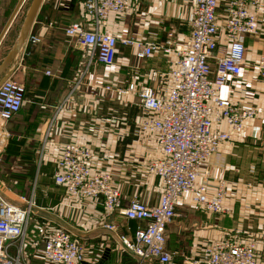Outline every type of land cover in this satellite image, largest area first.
<instances>
[{"label": "crops", "instance_id": "crops-1", "mask_svg": "<svg viewBox=\"0 0 264 264\" xmlns=\"http://www.w3.org/2000/svg\"><path fill=\"white\" fill-rule=\"evenodd\" d=\"M17 1L0 0V32ZM82 3L44 1L30 31L40 43L31 48L25 42L7 70L25 87V102L7 125L10 138L8 154L3 152L6 163L0 184L12 201L23 196L31 200L26 237L37 251L41 249L38 241L53 229L63 228L79 244L84 263L134 264L104 226H115L117 232L132 236L143 223L126 221L116 212L105 213L101 198L68 201L53 176L63 145L76 143L97 154L93 170L111 174L123 206L132 198L145 206L156 205L160 186L145 165L159 158L161 150L156 137L141 134L137 126L149 113L136 105L134 97L103 88L115 90L129 83L156 88L170 71L174 56L156 52L138 60L134 47L118 44L115 63L98 64L89 49L76 46L63 31L86 19ZM189 10V0H143L128 14H111L106 29L117 38L158 46L171 33L174 42L181 43L189 32ZM17 17L0 44V62L16 40L12 31ZM257 18L258 33L245 38V65L240 75L228 78L220 90L222 98L253 108L257 115L239 132H230L229 141L222 143L204 166L209 191L213 192L216 180L226 182L224 205L229 213H203L185 198L176 203V216L166 227L167 250L188 259H198L209 243L232 240L240 244L252 241L256 259L264 261V89L255 68L259 56L264 55V8ZM225 44L221 37L219 47ZM209 64L214 68L213 61ZM78 80V87L67 98Z\"/></svg>", "mask_w": 264, "mask_h": 264}, {"label": "built area", "instance_id": "built-area-1", "mask_svg": "<svg viewBox=\"0 0 264 264\" xmlns=\"http://www.w3.org/2000/svg\"><path fill=\"white\" fill-rule=\"evenodd\" d=\"M142 1L83 0L87 20L74 22L63 31L76 46L89 49L103 66L115 63L118 44L134 47L138 60L148 59L156 52L174 56L170 71L156 88L134 83L115 90L103 88L105 92L134 97L136 105L149 113L137 126L141 134L155 136L161 150L159 158L145 165L146 172L160 186L158 203L145 206L132 198L123 206L111 174L93 170L97 154L72 142L64 144L59 153L54 182L64 188L68 201L101 198L105 213L116 212L126 221L143 223L132 236L117 232L115 226H104L134 264H264L256 259L252 241L244 244L215 241L205 245L199 258L192 260L168 251L165 237L166 227L176 216V203L181 199L189 198L203 213H229L224 205L226 182L216 180L213 192L209 191L204 166L218 147L229 141L230 132H239L257 115L253 108L222 98L220 90L228 78H237L245 65V38L258 33L257 15L264 8V0H189L186 18L189 32L181 43L174 42L171 33L158 46L117 38L107 31L111 14H128L134 4ZM221 37L226 40L222 48L218 45ZM40 41L38 36L29 34L26 46L33 48ZM211 61L214 68L209 64ZM255 68L264 89V55L259 56ZM79 82L73 85L67 98ZM24 102L25 87L12 75L0 83V166L10 138L7 125ZM18 200L14 202L0 192V264H29L27 261L31 260H39L41 264H86L79 244L63 228L53 229L38 241L41 249L37 251L26 237L31 200L23 197Z\"/></svg>", "mask_w": 264, "mask_h": 264}, {"label": "water", "instance_id": "water-1", "mask_svg": "<svg viewBox=\"0 0 264 264\" xmlns=\"http://www.w3.org/2000/svg\"><path fill=\"white\" fill-rule=\"evenodd\" d=\"M26 2L27 0L17 1L13 11L11 12L0 32V44ZM43 2L44 0H30V3L26 9L22 23L20 25L16 40L10 47L3 60L0 62V83L7 79L13 73L11 71L7 72V70L9 69V67H11L13 62L18 57L21 49L23 48L26 38L29 35L33 24L35 23V19ZM96 264H100V262Z\"/></svg>", "mask_w": 264, "mask_h": 264}, {"label": "rangeland", "instance_id": "rangeland-1", "mask_svg": "<svg viewBox=\"0 0 264 264\" xmlns=\"http://www.w3.org/2000/svg\"><path fill=\"white\" fill-rule=\"evenodd\" d=\"M29 3H30V0H27V2L25 3V5H24V7L22 8V10H21V13L19 14V16L17 17L18 19V23H15V25H14V28H13V31H12V35L15 37L17 34H18V31H19V28H20V25H21V23H22V20H23V17H24V15H25V12H26V9H27V7H28V5H29ZM20 22V23H19ZM5 159H4V157H3V163H2V165L0 166V178H1V176L3 175L2 174V168L4 167V165H5ZM0 192H2V193H9V192H7L6 190H3L2 189V185L0 184ZM24 193V192H23ZM29 192H26V196H27V194H28ZM23 198H24V196H23ZM26 199V198H25ZM35 261V264H39L40 263V261L39 260H34ZM29 264H32L31 262H29V261H27ZM41 264V263H40Z\"/></svg>", "mask_w": 264, "mask_h": 264}, {"label": "trees", "instance_id": "trees-1", "mask_svg": "<svg viewBox=\"0 0 264 264\" xmlns=\"http://www.w3.org/2000/svg\"><path fill=\"white\" fill-rule=\"evenodd\" d=\"M4 150H5V152L8 154V143H7V145H6V147H5ZM125 257H126V256H125ZM129 258H130V257H129ZM129 264H132L131 261L129 262Z\"/></svg>", "mask_w": 264, "mask_h": 264}, {"label": "bare ground", "instance_id": "bare-ground-1", "mask_svg": "<svg viewBox=\"0 0 264 264\" xmlns=\"http://www.w3.org/2000/svg\"><path fill=\"white\" fill-rule=\"evenodd\" d=\"M30 34V33H29ZM26 42V41H25ZM25 45V44H24Z\"/></svg>", "mask_w": 264, "mask_h": 264}]
</instances>
